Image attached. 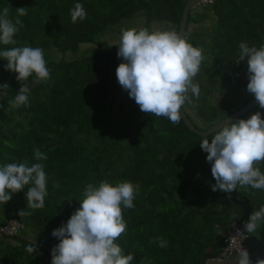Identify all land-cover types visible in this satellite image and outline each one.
I'll use <instances>...</instances> for the list:
<instances>
[{
  "label": "trees",
  "instance_id": "obj_1",
  "mask_svg": "<svg viewBox=\"0 0 264 264\" xmlns=\"http://www.w3.org/2000/svg\"><path fill=\"white\" fill-rule=\"evenodd\" d=\"M186 1L0 0V10L7 6L13 21L16 9L28 8L20 17L23 27L14 37L19 41L15 46L42 48L50 69L45 83L28 78L29 104L13 109L8 102L22 85L15 73L4 70L7 61L0 60V85H9L0 91V165L42 163L48 189L42 209L26 207L27 187L0 204V228L9 222L21 226L10 235L0 233V264H51V250L59 243L52 231L80 207L86 186L102 180L138 185L134 207L122 212L126 233L116 241L125 255L135 256L132 264H223L226 259L237 264L232 257L214 262L223 258V240L232 227L242 230V248L247 250V241L255 248L253 264L264 259V226L253 233L243 227L253 210L264 205V191L238 186L231 193L213 192L211 165L199 145L203 137L189 132L182 121L173 125L141 112L116 78L119 43L97 39L114 30L119 36V25L136 14L144 20L141 28L152 31V23L166 22L176 31ZM76 3L84 6L87 16L74 23L70 9ZM203 4L210 14L208 63L202 68L206 83L246 88V62L236 63L239 44L264 43V0ZM191 10L185 33L197 22ZM81 45L92 48L83 53ZM10 47L0 44V50ZM65 53L70 57L64 58ZM257 111L264 118V109L257 105L237 119ZM225 116L209 112L207 118L212 125ZM214 134L206 137L211 140ZM36 148L46 160L34 159ZM259 167L264 172V163ZM21 210L30 214L19 216ZM36 234L40 243L31 254L26 246ZM157 237L165 239L167 247L161 248Z\"/></svg>",
  "mask_w": 264,
  "mask_h": 264
},
{
  "label": "clouds",
  "instance_id": "obj_2",
  "mask_svg": "<svg viewBox=\"0 0 264 264\" xmlns=\"http://www.w3.org/2000/svg\"><path fill=\"white\" fill-rule=\"evenodd\" d=\"M15 12L13 21L9 18L7 6L0 10V44L13 45L0 50V60L7 61L4 70L15 73L16 80L22 85L8 102L13 109L28 106L29 88L25 82L29 77L35 84L50 79L42 48L15 46L19 41L14 37L23 27L20 17L27 15L28 8L20 7ZM70 15L75 23L84 20L87 12L81 3H76L70 9ZM117 48V57L122 62L116 68V78L121 88L141 112L165 118L173 125L179 124L183 106L186 103L191 105L192 97L200 98V85L195 78L204 59L203 49L193 47L175 30L150 31L148 28L121 29ZM240 62L247 65L246 91L254 97L258 107L264 109V43L257 47L241 42L236 63ZM7 89L8 84L0 85V91ZM222 123L211 140L205 136L199 143L202 151L207 153L206 161L211 165L215 180L211 190L231 193L239 186L264 191V172L259 167L264 163L262 113L257 111L247 119ZM33 152L36 161L47 159L39 148ZM26 187V207L42 209L48 194L47 175L42 163L29 164L25 160L0 165V204L8 203L12 194L24 192ZM137 192L138 185L130 181L112 184L102 180L96 185L88 184L79 202L80 207L51 233L59 240L51 250V264H132L135 256L131 253L125 255L116 241L126 233L127 224L122 212L134 207ZM18 214L30 213L21 210ZM262 226L264 205L253 210L243 227L246 233H253ZM156 242L161 248L167 247V241L161 237H157ZM37 246L35 239L26 246V251L32 254ZM237 264H253L249 252L242 247ZM255 264H264V259L258 258Z\"/></svg>",
  "mask_w": 264,
  "mask_h": 264
},
{
  "label": "rangeland",
  "instance_id": "obj_3",
  "mask_svg": "<svg viewBox=\"0 0 264 264\" xmlns=\"http://www.w3.org/2000/svg\"><path fill=\"white\" fill-rule=\"evenodd\" d=\"M190 13L192 15L191 17L193 19L195 18V21L197 22L189 24L184 38L187 41L195 42L193 47L203 49L204 59L202 61L200 72L195 78V81L200 85V98L197 100L195 97H192L193 103L191 105L186 103L183 106V110L193 126L199 130H203L212 123L207 118L209 112H214L218 116H225L228 112L236 110L238 107H240L246 99H252L254 97L246 91V88L228 86L221 82H218L214 86H209L206 83L204 74L202 73V68L208 63L206 43L209 34L208 28L210 26V14L207 7L203 3H199L197 6L192 8ZM121 25H123L121 29H140L144 25V20L140 14H136V16H134L131 20L124 21L119 26ZM151 30H173V27L166 22H155L151 24ZM115 31L116 30L112 32L108 31L106 34H100L97 36V39L105 41L109 44L119 43L120 35L118 36L115 34ZM90 48L92 47L89 45H81L80 51L87 53ZM54 56L57 58L59 55L55 54ZM69 57L70 54H64V58L67 59ZM220 111H223V113L221 114ZM31 237L33 238V241L36 239V242L40 243L38 234ZM246 247L250 258L252 255L255 256L256 250L249 241L246 242ZM237 258L238 257H234L233 259L237 262Z\"/></svg>",
  "mask_w": 264,
  "mask_h": 264
},
{
  "label": "water",
  "instance_id": "obj_4",
  "mask_svg": "<svg viewBox=\"0 0 264 264\" xmlns=\"http://www.w3.org/2000/svg\"><path fill=\"white\" fill-rule=\"evenodd\" d=\"M204 1L205 0H187L186 3L183 5L182 11H181V18H180V21H179V24H178V27L176 30V32L181 36V38H184V36H185V26H186V20H187V15H188L189 10L194 8L195 6H197L199 3H202ZM256 106H257V103H256L255 99L253 98L248 103L241 106L239 109H237L234 112L226 115L223 119L219 120L218 122L210 125L204 131H200L197 128H195L193 126V124L190 122V120L186 117L183 110L181 111V115H182L181 121L189 132H191L194 135H197L198 137H205L207 135L213 134L216 131H218L220 129V127L223 126V123H222L223 121H225V120L233 121ZM219 124H221V125H219Z\"/></svg>",
  "mask_w": 264,
  "mask_h": 264
},
{
  "label": "built area",
  "instance_id": "obj_5",
  "mask_svg": "<svg viewBox=\"0 0 264 264\" xmlns=\"http://www.w3.org/2000/svg\"><path fill=\"white\" fill-rule=\"evenodd\" d=\"M206 2H210V0H205ZM122 62V60L119 61V64ZM118 64V65H119ZM21 229V226H19L15 222H9L3 228H0V233L4 235H10L12 233L17 232ZM245 237L243 236L242 230L237 227H232L226 232V236L223 240V251H222V257L223 258H216L214 259V262H220L221 259H226L231 256H238V253L241 248V242ZM237 254V255H236Z\"/></svg>",
  "mask_w": 264,
  "mask_h": 264
},
{
  "label": "crops",
  "instance_id": "obj_6",
  "mask_svg": "<svg viewBox=\"0 0 264 264\" xmlns=\"http://www.w3.org/2000/svg\"><path fill=\"white\" fill-rule=\"evenodd\" d=\"M223 264H229V263H232V261L231 260H229V259H226L225 260V263L224 262H222Z\"/></svg>",
  "mask_w": 264,
  "mask_h": 264
}]
</instances>
